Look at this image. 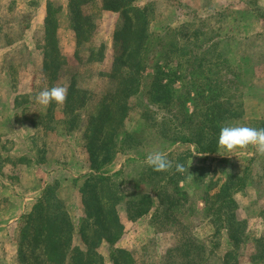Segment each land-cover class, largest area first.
<instances>
[{
    "label": "trees",
    "instance_id": "obj_1",
    "mask_svg": "<svg viewBox=\"0 0 264 264\" xmlns=\"http://www.w3.org/2000/svg\"><path fill=\"white\" fill-rule=\"evenodd\" d=\"M135 1L102 0L100 6L96 0H69L68 24L75 33L77 45L93 40L97 31L96 17L101 11L120 13V22L113 34L120 51L105 73L114 87L102 96L95 111L86 119L83 136L93 171L80 189L83 213L78 226L65 203L55 195V189L49 186L45 198L23 217L21 246L24 243L31 246L35 264H107L99 251L106 242L111 247L110 260L114 264H137L131 250L115 247L125 229L117 205L125 200L130 220L148 215L155 207L151 214L153 227L176 233L177 244L168 249L165 256L170 264H210L212 256L220 252L224 236H227L228 246L220 252V264H240L242 245L249 241L253 243L252 264H264V234L250 237L247 220L238 215L235 195L246 189L247 175L229 173L214 181L209 178L205 164L210 155L220 150L221 128L244 114V101L257 86L242 81L243 73L240 74L238 67L220 49L219 40L210 42L205 39L206 33L194 32V42L188 44L162 40L151 30L148 8L135 5ZM62 12L61 6L50 4L45 23L44 74L49 89L54 87L62 67L68 62L58 37ZM212 37L214 34L210 35ZM102 48L92 54V60L104 57ZM153 59L155 74L149 91L152 96L145 104L142 129L122 134L132 110L131 101L142 92V77ZM173 61L176 67L171 66ZM179 78L182 84L176 87ZM72 80L63 108V122L68 130H77L84 122L83 115L92 98L88 90L79 87L76 78ZM55 107L53 101L49 104L50 113L38 122L45 131L55 129L48 126V121L55 120ZM151 137L191 144L197 154L203 155V163L189 170V160L195 153L170 151L166 156L172 168L154 171L145 163L147 157L142 153ZM122 151L136 152L133 177L127 178L123 168L112 174L107 169ZM4 161L15 163L9 158ZM18 161H24V157ZM177 163L184 165L183 173L176 171ZM141 184H147L149 191H140ZM192 189L202 190V211L197 213L201 211L214 230L205 240L190 232L186 219L188 212L194 213ZM260 215L264 219V207ZM76 235L81 244L75 243ZM22 249V262L28 264Z\"/></svg>",
    "mask_w": 264,
    "mask_h": 264
},
{
    "label": "rangeland",
    "instance_id": "obj_2",
    "mask_svg": "<svg viewBox=\"0 0 264 264\" xmlns=\"http://www.w3.org/2000/svg\"><path fill=\"white\" fill-rule=\"evenodd\" d=\"M262 2L263 7L261 6L260 8L257 5V0H231L226 4H224V0H138L141 6L145 5L148 8V14L151 18V30L157 36L162 37V40L164 39L168 43L174 41L180 43L186 42L188 44L189 42H194V32L201 31L206 33L207 37L205 39L207 38L210 42L219 40L221 44L220 49L238 67L240 74L241 72L243 73L240 76L242 81L247 84H256L257 87L253 88L254 91L251 96L247 97L244 101V114L236 120L229 121L227 126L230 127L245 126L264 129V36L254 35V31L259 29L260 26L251 20V17L256 15V17L259 16L264 21V0H261ZM14 15L17 16L14 20L17 26H4L2 31H0V47L7 44L6 38L12 37L15 39V36L19 37L22 29L30 24V14H19L17 11ZM96 19L97 31L93 40L79 45L78 49H76L72 35L70 36V31H67L65 19L62 20L61 44L63 45L65 54H67L68 62L62 67L54 85L67 88L71 80L76 78L81 87L87 88L92 98L87 112H84V122L80 126L79 131L76 132L77 135L74 138L78 141H80L81 134L86 125L87 116L95 111L97 103L101 100L102 96L114 87V82L105 76V73L109 71L114 55L120 51L114 38L110 37L115 27V21H112L110 18L104 21L101 14ZM262 23L264 24V22ZM104 24H106L107 28H111L109 34L102 33L104 30L107 32ZM15 29L17 30L15 31ZM248 30L250 33H253H248ZM6 32H11L13 35H5ZM211 34H214V37L210 38ZM34 40L36 44L40 45L43 41V32L40 30L36 31ZM103 40H106L108 44L109 53L108 50L104 51L105 49L102 48L104 57L98 56L99 60H92V54L101 49L100 44ZM91 49L92 54L90 55ZM106 52L108 53V57L102 61L101 59L105 58ZM2 57H5V62L2 65L4 68L0 70V73H3L4 69L9 74L10 72L12 73L17 89L16 92L27 91L30 94H37L39 91L49 89L47 77L41 72L35 57L29 51H10L5 56L3 54ZM154 64L155 59L147 64L142 77V92L131 101L132 110L126 120L125 127L121 131L122 134L126 130L140 132L142 129L145 104L150 101V97L152 96L149 91L154 80ZM176 65V61H173L171 64L172 67H176ZM168 70L166 68V71ZM186 77L189 79V76ZM178 80L176 81V87L182 84V80L180 78ZM62 105L59 104L60 108ZM188 106L192 110L191 102L188 103ZM154 107L158 106L154 105ZM28 114L30 115V119L37 123L40 122V119L37 120L35 118L36 113L33 110H30ZM156 118L159 120L161 117L158 115ZM54 125H57V129L46 130L39 135H42V140H45L47 143H56L55 152L53 153L59 155L58 157L66 162L72 157V149L66 139L65 127L61 120L59 122L56 120L48 121V126ZM20 136L21 134H17V137ZM68 136L72 137V134ZM11 145L10 141L5 144L8 148ZM169 151L188 154L192 151V148L188 144L164 141L163 139H159V137L156 139L151 137L142 149V153L146 157L153 152L167 154ZM119 156H124L122 158L125 176L127 178L133 177L135 170L133 159L137 157L136 152L122 151V154ZM201 158L200 156L193 157L189 160V164H193V166L201 165L203 163ZM75 161L76 159L73 162ZM205 164L210 172L209 178L214 181L218 177L224 178L223 176L229 173L247 175L246 189L235 195L238 202V215L240 218L247 220V233L250 237L263 235L264 219L261 217L260 212L264 207V155L258 154L255 147L249 145L244 149H236L234 155L231 157L228 155L221 156L218 153L212 154L205 161ZM72 167L75 168V164ZM188 167L190 170V166ZM139 190L149 191V186L141 184ZM192 192L194 195L192 196L191 207L194 209V213L188 212L186 219L190 225V232L196 238L205 240L214 230L207 219L201 215L203 203L200 200V192L202 193V190L192 189ZM75 208L76 202L74 201L71 207L72 219L78 223L79 212ZM198 210H201L200 213H197ZM121 216L128 224L126 226L128 236L116 244L115 247H126L131 250L137 264H170L166 261L165 256L167 250L177 244V236L174 231L153 227L152 215L149 214L142 217V222L136 223L137 220H135L134 222L131 221L133 222L131 223L130 219L127 218L125 204H122ZM18 233L19 229L17 230ZM75 243L81 244L77 235ZM24 244L22 246L23 256H25L28 264H35L31 246L27 243ZM252 245L251 241L242 245L240 264H252L250 260V255L253 253ZM227 246V236H224L220 252H223L222 249L225 250ZM99 251L106 258L107 264H114L110 260L111 247L108 243H103ZM220 252L216 253L215 257L212 256L210 264H220L218 259ZM24 263L25 261L22 262V254H20L18 264ZM44 264L47 263L44 262Z\"/></svg>",
    "mask_w": 264,
    "mask_h": 264
},
{
    "label": "crops",
    "instance_id": "obj_3",
    "mask_svg": "<svg viewBox=\"0 0 264 264\" xmlns=\"http://www.w3.org/2000/svg\"><path fill=\"white\" fill-rule=\"evenodd\" d=\"M96 1L101 6L102 0ZM228 1L231 0H224V4L228 3ZM50 4L57 7L61 6L63 8L60 18V27L58 29L59 44L62 53L65 54L63 45L61 44V27L63 19H65L67 31H70V36L72 35V39L76 44V49H78L79 45H77L75 33L68 24L67 13L69 0H0V31H2L6 25H10V27L17 26L14 23V20L17 17L14 13L17 11L19 14L26 13L31 16L30 24L22 29L20 36H15V39L12 37L6 38L7 44L0 47V70L4 68V66H2L5 62V57H2L3 54L5 56V54H8L10 51H29L32 56L35 57L36 63L39 65L41 72L44 73V31ZM135 5L145 7V5L141 6L138 3V0L135 1ZM257 5L261 8L263 2L261 3V0H257ZM100 14L104 21L109 18L112 21H115V27L110 34V37H113L115 29L120 22V13L104 9L99 15ZM251 18L252 22H255L260 26L259 29L254 31V35L264 36L263 19L259 16L256 17V15ZM105 25L106 24H104V28L107 32L104 30L102 33L109 34L111 28L109 29V27L107 28ZM246 29L248 28L246 27ZM16 30L17 29H15V31ZM38 30L43 32V41L40 45L36 44L34 40L35 33ZM248 33H250L249 30ZM5 35H13V33L6 32ZM100 45L101 47H104V51L108 50L109 53L106 40H103ZM108 53L106 52L104 60L108 57ZM91 54L92 49L90 51V55ZM65 55L67 56V54ZM11 75L12 73L10 72L9 74L5 69L3 73H0V159L2 160L0 161V264H18L22 247L21 226L23 225V217L32 211L35 204L45 198L49 186H52V188L55 189V195L65 203L71 218V207L73 206L74 201L76 202L75 210L79 212V223V219L83 213V206L80 200V189L93 171L83 136L84 129L80 141H78L74 138L76 137V132L79 131V128L77 130H68L63 122V119L65 118L63 110L65 102L61 108L59 104L57 107L56 103L54 116L57 122L60 120L63 122L65 127L64 131L66 132L65 135L67 137L66 139L72 149V157L66 162L61 160L58 157L59 155L53 153L55 152L56 143H47L45 140H42V135L40 136L39 134L45 132L44 126L39 125L36 121L29 118L30 115L28 112L30 110H33L36 113L35 118L37 120L41 117H45L50 113L49 105L45 108L36 103L34 100L36 94H30L27 91L16 92V85L13 80V75ZM72 81L73 80H71V82ZM71 82L67 86V91ZM79 87L81 86L79 85ZM83 89L87 90V88ZM54 127L56 128L57 125H54ZM17 134H21V136L17 137ZM69 134H72V137H70L71 135L68 136ZM8 141L12 143L9 148L5 146ZM188 145H190L192 151L195 153L193 157H202V154L199 155L194 151L193 145ZM120 154H122V152H118L114 160L108 165L107 169L109 170V173L112 174L122 168L124 169L122 158L124 156H119ZM22 157H24V161H18V159ZM6 158L12 159L15 163L4 161ZM74 159H76L75 162H73ZM74 164L75 168L72 167ZM189 166L190 168L195 167L193 164H189ZM124 201L117 205L120 220L125 227L124 234L117 244L128 236L126 228L128 224L121 216V208L122 204H125ZM154 211L155 207H153L149 215ZM131 221L133 220H130V222ZM142 221L143 218L141 217L137 219L136 223ZM73 222L75 225L78 224L75 221ZM18 229L19 233L17 234Z\"/></svg>",
    "mask_w": 264,
    "mask_h": 264
},
{
    "label": "clouds",
    "instance_id": "obj_4",
    "mask_svg": "<svg viewBox=\"0 0 264 264\" xmlns=\"http://www.w3.org/2000/svg\"><path fill=\"white\" fill-rule=\"evenodd\" d=\"M67 99V88L63 86H55L50 89L39 91L34 100L45 108L53 101L57 104H63ZM249 145L254 146L258 154L264 155V129H255L245 126L222 127L218 138V151L221 156L234 155L236 149H244ZM231 154V155H230ZM200 155V154H199ZM145 163L152 167L154 171H167L172 168V162L167 159L165 153H150ZM177 172L183 173L186 169L183 164L175 165Z\"/></svg>",
    "mask_w": 264,
    "mask_h": 264
}]
</instances>
